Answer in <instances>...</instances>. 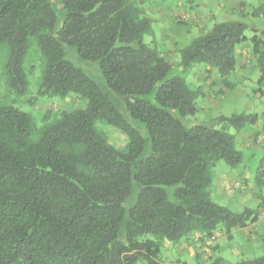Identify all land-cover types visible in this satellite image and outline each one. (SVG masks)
I'll return each mask as SVG.
<instances>
[{
  "label": "trees",
  "instance_id": "1",
  "mask_svg": "<svg viewBox=\"0 0 264 264\" xmlns=\"http://www.w3.org/2000/svg\"><path fill=\"white\" fill-rule=\"evenodd\" d=\"M137 1L61 0L59 25L50 0H0V45L8 50L12 91L27 90L24 64L35 42L43 65L38 96L75 93L86 101L82 108L47 113L38 129L29 112L0 105V264H172L162 259L165 241L198 236L204 242L218 229L259 220L264 205L234 211L210 191L217 162L235 167L243 160L228 129L255 124L258 114L220 115L222 128L187 125L199 110L201 87L169 76L172 62L144 40L152 21ZM247 28L244 20L214 23L180 49L183 71L203 63L224 89H234L236 49L250 41L261 96L264 26L250 37ZM69 47L91 69L98 66L106 89L68 57ZM152 91L154 101L143 98ZM98 121L124 134L127 146L112 143ZM256 182L264 187V160ZM133 184L137 197L126 210ZM235 264H264V254Z\"/></svg>",
  "mask_w": 264,
  "mask_h": 264
},
{
  "label": "rangeland",
  "instance_id": "2",
  "mask_svg": "<svg viewBox=\"0 0 264 264\" xmlns=\"http://www.w3.org/2000/svg\"><path fill=\"white\" fill-rule=\"evenodd\" d=\"M50 1L61 25L64 16L61 0ZM240 1L245 11L228 15L221 12L220 9L226 8L228 4L240 3ZM137 5L152 21V31L144 35L145 42L156 47L173 64L169 76L182 75L190 85L201 87L202 95L198 98L199 110L195 115L187 118L185 121L187 125L204 122L222 128L223 124L217 121L220 115L229 116L240 112L258 114L257 123L247 125L240 131L232 127L228 129L235 136V145L242 151L243 160L235 167L224 160L217 162L213 168L214 177L210 191L213 200L234 211L245 208L255 209L260 204L264 205V187L258 186L256 182V173L264 160V93L261 96L255 93L258 87L259 70L252 53L251 42L237 46V69L231 76L235 84L234 89H224L216 71L203 63L187 71H183L180 64V49L195 37L208 31L216 22L244 20L248 25L245 33L249 37L252 36L256 29L264 26V0H193L191 3L187 0H138ZM187 12H190L196 21L194 19L190 21ZM202 14L204 17L208 15L211 18L202 20ZM248 16L252 17L248 19ZM201 20L205 21L202 27L199 24ZM196 22L199 23L195 24ZM67 51L68 57L73 62L106 89L100 70L95 63L94 68L91 69L88 66L91 64L82 60L75 49L69 47ZM7 58L6 46L0 45V105L13 104L29 112L37 129L46 122L47 113H50L49 117H51L59 110L85 106L86 101L80 99L75 93H70L66 97L38 96L43 65L35 42H32L25 59L28 87L24 94L12 91L9 86L5 71ZM154 96L155 91H152L143 98L154 101ZM36 97L38 98L34 100ZM111 97L122 113L128 116L123 101L113 94ZM133 124L147 136L140 122L133 121ZM97 128L102 130L118 147L127 146L128 140L121 132L102 121L97 122ZM137 192V185L133 184L131 193L124 203L126 210L134 204ZM263 254L264 208L261 211V218L246 228H236L229 232L218 229L211 239L204 242L199 241L198 236L178 243L165 241L162 259L172 264H212L214 258L221 256L225 259V264H235L241 258H255ZM137 264L147 263L140 260Z\"/></svg>",
  "mask_w": 264,
  "mask_h": 264
},
{
  "label": "crops",
  "instance_id": "3",
  "mask_svg": "<svg viewBox=\"0 0 264 264\" xmlns=\"http://www.w3.org/2000/svg\"><path fill=\"white\" fill-rule=\"evenodd\" d=\"M180 5H182V4H180ZM224 5V4H223ZM221 10V12L222 13H225V14H232V13H234V12H237V11H240V12H243V11H245V7L244 6H242V3H241V1H240V3L238 2V3H231V4H228V6L226 7V8H224V9H220ZM214 13V12H213ZM187 15H188V17L190 18V21L192 20V19H194V18H192L193 17V15H191L190 14V12H187ZM203 15V14H202ZM206 16V15H205ZM253 16V15H252ZM252 16H250V17H252ZM195 17V16H194ZM249 16H248V19L250 18ZM211 18V16H206V17H204V15H203V17H201V19L202 20H208V19H210ZM201 20V23H199V22H196L195 24H200V27H202L203 26V24H204V22L205 21H202ZM194 21H196L195 19H194ZM203 22V23H202ZM252 24V23H251ZM253 26H255V28H256V25L253 23ZM246 43H248V42H246ZM243 44H245V43H243ZM242 45V44H241ZM237 50V49H236ZM260 218H261V216H260ZM259 218V219H260Z\"/></svg>",
  "mask_w": 264,
  "mask_h": 264
}]
</instances>
